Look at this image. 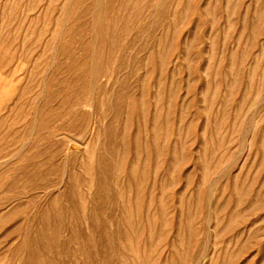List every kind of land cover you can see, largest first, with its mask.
I'll use <instances>...</instances> for the list:
<instances>
[{
    "label": "rangeland",
    "instance_id": "374dc122",
    "mask_svg": "<svg viewBox=\"0 0 264 264\" xmlns=\"http://www.w3.org/2000/svg\"><path fill=\"white\" fill-rule=\"evenodd\" d=\"M0 264H264V0H0Z\"/></svg>",
    "mask_w": 264,
    "mask_h": 264
}]
</instances>
